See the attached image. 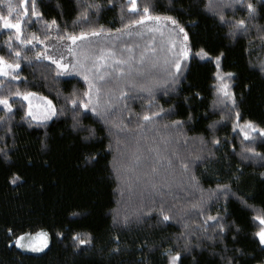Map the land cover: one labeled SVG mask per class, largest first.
Returning a JSON list of instances; mask_svg holds the SVG:
<instances>
[{
  "label": "trees",
  "instance_id": "obj_1",
  "mask_svg": "<svg viewBox=\"0 0 264 264\" xmlns=\"http://www.w3.org/2000/svg\"><path fill=\"white\" fill-rule=\"evenodd\" d=\"M10 2L27 13L19 40L0 25V57L19 64L0 76L11 105L0 104V264H170L177 253V264H264V0ZM145 7L183 29L186 58L177 41L109 43ZM93 32L90 107L82 72L60 74L40 53L52 36ZM25 93L54 114L33 120ZM40 230L44 251L15 246Z\"/></svg>",
  "mask_w": 264,
  "mask_h": 264
},
{
  "label": "rangeland",
  "instance_id": "obj_2",
  "mask_svg": "<svg viewBox=\"0 0 264 264\" xmlns=\"http://www.w3.org/2000/svg\"><path fill=\"white\" fill-rule=\"evenodd\" d=\"M128 1L130 2V10H133L132 0H128ZM13 8L14 11L11 14L9 13L7 16H10V19L12 20L13 23H15L17 19H19L21 21V30L20 32H17L15 29H5V30H13L16 39L19 40L22 35V21L24 18L23 16H25V13L21 11L19 6ZM22 8L25 7L23 6ZM15 15L19 18H15ZM166 18L167 17H160L159 20L146 19L140 24H134L133 26H129V28H127L125 31L115 35L113 37V40L110 41L109 43L113 45V42L115 43L120 41L121 49H122L126 43L133 44L139 42V44L140 43L145 44V42L154 39L160 44L164 43L160 45V48L164 49V47L168 45L169 49L171 51H174L175 44L177 41L178 43L177 45H179L178 50H180V57L186 58V55L189 53V49L187 45V39H185V33L183 31L182 32L180 31L181 28L178 25H176V23L173 24L172 21ZM1 28H3L2 25ZM75 36L78 37V39L75 42L69 39V37L65 39H57L55 38V36H52L50 40L41 43L43 49L42 52L40 53V56L45 60L52 62L57 67L60 74H68V73L79 74V72L81 71L82 72L81 76L85 80L88 88L87 101L90 107H93L96 100V90L92 84L93 82L92 71H89L87 64L89 62V54L92 51L91 49L98 47V45L101 44L102 41L99 42L97 46L95 44L92 45V41L95 40L94 38H96V35L94 36L92 35V33L85 34L83 35L82 38H79L81 37V34ZM162 49L160 50L159 55ZM185 53L187 54L185 55ZM159 55L158 56L156 55L157 59L160 58ZM160 61L163 62V60ZM7 63L13 64L11 62H7ZM144 66L146 65H143V67ZM149 68L150 66L147 67V69ZM143 70H145V68L139 69L138 74L143 72ZM7 71L9 72V75L7 76L12 77L18 71V68L14 70L8 69ZM138 76L144 78L145 74H139ZM85 77H87V79H85ZM219 81L221 82L218 87L219 94L223 98H228L227 102H229L231 99V93L229 91L228 83L224 80V77H219ZM225 92H227L228 95H225ZM25 96H27V99H25ZM21 97L26 103L28 116L31 117L33 120L44 121L49 119L53 115L54 113L53 104L48 98L42 97L35 93H25L21 95ZM240 131L245 138H246L245 134H247L248 139L251 138L254 133L258 132L256 128L249 127L248 124L245 125L243 129H240ZM262 228L264 227H261L259 231ZM37 234H46V238L43 239L48 246L50 242V235L48 232L44 230H40L33 234L26 233L18 236V237H23V239L20 241V244L23 245V247H21L16 243L18 237L15 239V246L25 252H30V253H40L44 251L47 247H43V243L41 242L42 237L38 236ZM33 247H41L43 250L33 251L32 250Z\"/></svg>",
  "mask_w": 264,
  "mask_h": 264
},
{
  "label": "snow or ice",
  "instance_id": "obj_3",
  "mask_svg": "<svg viewBox=\"0 0 264 264\" xmlns=\"http://www.w3.org/2000/svg\"><path fill=\"white\" fill-rule=\"evenodd\" d=\"M0 2H2V0H0ZM22 3H27V0H21ZM7 8H8V12L11 14L13 11H14V8H13V5L11 4L10 0H8V3H7ZM248 8L250 10L253 9V5L252 4H249L248 5ZM132 9L135 10L136 9V0H132ZM27 13V8H25V14ZM143 15L140 17L139 20H135L133 21L132 23H135V24H140L142 23L144 20H151V19H155V20H159L160 17L159 16H151L149 14V8L148 7H145L143 9ZM33 15H37V13L35 12L34 10V7H33ZM166 19L172 21L173 24L176 23L175 20H173L172 17H167ZM52 23H55V21H52ZM239 25L243 26L244 25V21L241 20L238 22ZM0 25H2L3 29H15L17 32H20L21 30V21L19 19L16 20L15 23L12 22V20L10 19V16H3V15H0ZM180 31L182 32L183 29L181 28ZM83 35L85 34H81V37L79 38H82ZM92 35H98V33L96 32H93ZM69 39H71L72 41H76L78 39L77 36L73 35V36H70ZM185 39H187V35L185 34ZM23 42V41H22ZM203 51V50H201ZM187 53H185L186 55ZM17 55H19V53H17ZM205 55H207V53H205ZM217 60H219V57H217ZM16 68H19V64H10V63H7L3 57H0V75H3V76H7L9 75V72L7 71L8 69H16ZM176 68L177 70L180 69V64L177 62L176 63ZM230 75V74H229ZM85 79H87V77H85ZM17 95H20V93H17ZM225 95H228L227 92H225ZM25 99H27V96H25ZM0 104H3L5 105L7 108H9V110L11 109V105L8 104V101L6 99H0ZM54 114V113H53ZM149 117L148 116H144V120H148ZM248 126L249 127H253L251 122H248ZM261 133L264 134V130H261ZM246 138H247V134H245ZM15 183V180L13 181ZM164 220H168L169 217L168 216H164L163 218ZM210 219H214V218H210ZM262 224H264V219H261L260 221ZM38 236H41L42 237V240L41 242L43 243V247H47V244L44 242V239L43 238H46V234H37ZM257 237L259 238V241L262 245H264V228H262L257 234ZM23 239V237H18L17 240H16V243L18 245H20L21 247H23V245L20 244V241ZM74 239H78V237H74ZM81 244H84L86 243V241L84 240H80L79 241ZM33 251H42L43 249L41 247H33L32 248ZM180 259V254L177 253L175 256H172L171 259H170V264H177V261Z\"/></svg>",
  "mask_w": 264,
  "mask_h": 264
}]
</instances>
